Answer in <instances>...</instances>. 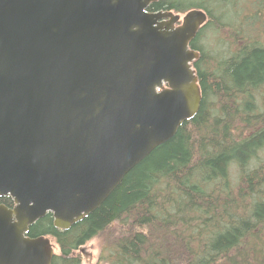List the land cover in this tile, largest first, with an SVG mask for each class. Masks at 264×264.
Listing matches in <instances>:
<instances>
[{
    "label": "water",
    "instance_id": "water-1",
    "mask_svg": "<svg viewBox=\"0 0 264 264\" xmlns=\"http://www.w3.org/2000/svg\"><path fill=\"white\" fill-rule=\"evenodd\" d=\"M158 0H0V264H52L69 230L200 111L208 20Z\"/></svg>",
    "mask_w": 264,
    "mask_h": 264
},
{
    "label": "trees",
    "instance_id": "trees-1",
    "mask_svg": "<svg viewBox=\"0 0 264 264\" xmlns=\"http://www.w3.org/2000/svg\"><path fill=\"white\" fill-rule=\"evenodd\" d=\"M231 3L158 0L148 10H207L217 35L235 19ZM262 5L254 1L256 19ZM235 22L226 25L234 33ZM226 46L222 52L200 46L194 62L200 111L98 209L66 231L54 226L52 213L30 228L32 237L55 239L60 252L52 264H82L80 247L96 237L104 240L108 264H264V46L243 44L234 52ZM0 204L12 207L13 199L1 196Z\"/></svg>",
    "mask_w": 264,
    "mask_h": 264
},
{
    "label": "flooded vegetation",
    "instance_id": "flooded-vegetation-1",
    "mask_svg": "<svg viewBox=\"0 0 264 264\" xmlns=\"http://www.w3.org/2000/svg\"><path fill=\"white\" fill-rule=\"evenodd\" d=\"M231 1H232L231 4L234 7V14L236 15V18L234 19L236 21L234 24L235 28H236V32L234 33V32L230 31L229 26L234 21V20H230V19L226 20V22H227L226 25H229V26H226V25H224L223 27L221 26V28L219 29V35L218 34L216 35L215 32L210 31V32H212V35L214 36L215 39L218 37V39L221 41V43H222V41L226 43V44L224 43L225 45L222 46L221 52L224 51V49L227 47L226 46L227 44H230L231 52H234L235 48H237L238 45H239V47H242L243 44L257 45L258 46L259 42H260L264 46V34H263L264 33V10H262L261 18L256 19L254 16L256 11L254 9H251L249 12H246V10H244V11L237 13L238 9L239 8L242 9L245 4L244 5H243V3L240 4L239 0L238 1L237 0H231ZM236 1H237V3H236ZM255 1H257V0H255ZM246 6H248V5H246ZM262 6H264V5H262ZM204 11L207 13V16H208V20H207L206 24L204 25L205 26L204 28H206V30H207L209 28H212L213 25L216 24L217 20H216V17L211 16L209 11H207V10H204ZM225 19H224V21H225ZM259 21H261V24H259ZM210 23H213V25L210 26L209 25ZM249 26L252 27L250 37L243 35V30ZM255 30H258V31L260 30V33L262 36L261 41L258 39V36L255 34ZM201 31L202 30L200 29L197 37L191 43V47H192V44L194 42L197 43L198 48L196 47L194 49L200 52V57H201L200 46L203 45L204 47H207V44L209 42H212L211 39L209 40V42H206L205 40L202 41L203 37L200 34ZM222 31H224L225 34H223Z\"/></svg>",
    "mask_w": 264,
    "mask_h": 264
},
{
    "label": "rangeland",
    "instance_id": "rangeland-1",
    "mask_svg": "<svg viewBox=\"0 0 264 264\" xmlns=\"http://www.w3.org/2000/svg\"><path fill=\"white\" fill-rule=\"evenodd\" d=\"M191 1H195V0H191ZM254 1L255 0H239L240 4H242V3H243V5L245 4L242 8V11L246 10V12H249L251 9H254ZM246 5H248V6H246ZM234 18H236V16H234ZM230 20H234V19H230ZM259 24H261V21H259ZM210 31H212V28H209V29L204 31L203 36H202L203 37L202 41L205 40L206 42H209V40L211 39L212 42H209L207 44V47L210 48V51H212V50L221 51L222 46L225 45L224 44L225 42L222 41V43H221L220 40L218 41V38L215 39L214 36L212 35V32H210ZM222 33L225 34L224 31H222ZM255 34L258 36L259 40L262 39L260 30L259 31L255 30ZM218 35H219V32H218ZM232 174H233V176H235V170L234 169H232ZM52 240L55 242V239L53 237H52ZM103 241L104 240H102V238L96 237V238H93L92 240L88 241L87 243H85L83 246L80 247L79 251H80L81 257H82V264H108V262L102 260V257H101L102 256V246L104 244ZM55 244H56L55 253H59L60 248L56 242H55Z\"/></svg>",
    "mask_w": 264,
    "mask_h": 264
}]
</instances>
